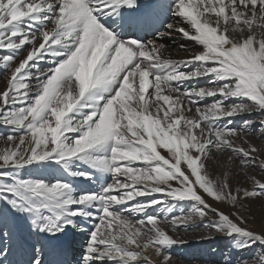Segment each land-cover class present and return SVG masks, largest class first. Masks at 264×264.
Here are the masks:
<instances>
[{
    "label": "snow or ice",
    "instance_id": "1",
    "mask_svg": "<svg viewBox=\"0 0 264 264\" xmlns=\"http://www.w3.org/2000/svg\"><path fill=\"white\" fill-rule=\"evenodd\" d=\"M0 75V264H264V0H0Z\"/></svg>",
    "mask_w": 264,
    "mask_h": 264
},
{
    "label": "rangeland",
    "instance_id": "2",
    "mask_svg": "<svg viewBox=\"0 0 264 264\" xmlns=\"http://www.w3.org/2000/svg\"><path fill=\"white\" fill-rule=\"evenodd\" d=\"M3 86H4L3 76L0 75V88H2ZM257 143L259 142L257 141ZM0 147H3L2 140H0ZM262 214H264V209H262L258 203L252 206V215L249 216V222L254 229H258ZM253 216L255 217V219H253ZM181 235L185 236V234L183 233H181ZM199 235H200L199 231H190L188 234H186L185 238L189 239L190 244L187 245L185 249H180L176 253L177 255L176 264H212V261L210 260L206 261V260L181 259L183 257H191V256L201 257V258L208 257L210 255L208 251L210 248L213 247V248L222 249L224 247L223 242L221 241H217L215 243L204 242L198 245L196 243ZM70 239H71V243H70L71 246L68 247V249L70 250L69 255L74 258L75 255L80 251V243H82L83 237L80 236L79 234L75 236H73L72 234H68L67 236L62 237L61 242L64 243L65 241H68ZM149 255H151V253H149ZM49 259H53V257H49ZM214 259L217 261L218 264L219 254H217V256L214 257ZM73 264H74V260H73ZM221 264H223L222 261Z\"/></svg>",
    "mask_w": 264,
    "mask_h": 264
},
{
    "label": "bare ground",
    "instance_id": "3",
    "mask_svg": "<svg viewBox=\"0 0 264 264\" xmlns=\"http://www.w3.org/2000/svg\"><path fill=\"white\" fill-rule=\"evenodd\" d=\"M174 39H175V37H174ZM180 43H185V44H189V45L191 44V42L181 41V40L177 39L176 45H172L171 41H169V47L167 48L165 55L166 56L170 55L174 59L185 58L186 56H188L189 52L178 49V45Z\"/></svg>",
    "mask_w": 264,
    "mask_h": 264
}]
</instances>
